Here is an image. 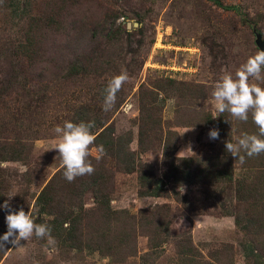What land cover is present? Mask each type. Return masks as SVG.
I'll return each mask as SVG.
<instances>
[{"label":"trees","instance_id":"16d2710c","mask_svg":"<svg viewBox=\"0 0 264 264\" xmlns=\"http://www.w3.org/2000/svg\"><path fill=\"white\" fill-rule=\"evenodd\" d=\"M21 1L0 0L1 4L4 3L3 7L0 6V12H7L4 7L8 5L12 9L11 16H24L19 8L26 7L28 0L23 6ZM211 1L238 16L246 26L244 29L250 28L254 35L253 26L256 25L264 38V14L261 7L264 0H256L259 6L256 8L259 9L256 15L252 14V8L248 4ZM61 13V8L49 7L39 13H30L27 18L22 17L21 21H24L21 23L25 24L26 28H23L21 35L18 34L17 37L9 33L10 23H0V59L11 57L15 60L11 73L0 74V205L6 200L9 201L10 189L17 188L21 193L24 190L22 181L27 183L31 180V170L18 174L4 166L10 162L27 164L32 160L33 142L38 137L32 134L30 129L33 119H29L27 109L33 108L35 101L37 112L48 115L47 111L51 105L59 103L53 110L57 116L62 115V125L65 121L94 122L91 131L96 136L89 157L95 167L94 174L68 182L61 166L44 186H36L39 192L33 205L35 209L30 213L37 223H46L51 227V235L59 249H73L79 252L94 249L101 253L102 258H108L114 264L124 263L140 253L138 238L144 235L148 238V249L141 253L139 264H155L154 260L160 257L164 245L173 237L176 239L178 264H224L223 256L215 255L214 262L205 259L201 250L194 244L190 232L172 235L174 218L169 206H150L139 213L113 207L112 200L119 187L118 174L136 175L141 197L168 195L167 188L162 187L161 178L157 176L153 166L142 159L144 154L152 152L157 145L152 142L157 141L162 145L166 185H171V194L178 195V201L183 204L189 215L200 213V210L190 204L186 194L184 199L179 197L183 193L178 191L177 186L192 187L194 192L199 189L208 199L219 204L221 202L218 198L221 196L222 199L229 200V203L224 201L227 207L231 205L233 196L237 195L245 206L246 223L242 224L243 219L237 212L227 210L226 213L234 214L237 226L253 236V239L243 244V250L231 259V264H239L238 261L240 264H264V236L260 237V234L264 233V153L253 157L245 156V161L241 163L225 149V142L228 140L235 143L236 139L245 133L258 134L251 114L248 121L239 120L244 127L237 129L232 122L236 119L229 113L218 114L220 116L213 118L215 114L198 108L199 99H204L207 95L204 91L200 92L196 88L197 85L185 84L171 77L155 78L143 82L139 87V115L136 122L138 149H132L133 131L118 133L115 123L110 121L127 100V83L117 94L116 104L111 111L105 112L102 105L108 82L116 76L112 71L120 74V45L126 41L129 47H132L135 35L128 31L126 26L116 24L114 19L112 28L106 34L104 29L95 30L81 52L73 53L69 63L58 65L51 72L56 76L62 74L60 80H55L44 71L45 69L36 70L34 57L44 55L40 46L47 38L48 30H62L64 18ZM135 17L139 22H143V17L138 12ZM142 37L143 33L136 41L138 48L144 44ZM217 43L223 44L220 40ZM256 49L259 50L258 47ZM44 61L41 60V63ZM42 68L43 66H38L39 70ZM58 90L64 91L59 93V98L66 94L67 98L49 103L51 98L46 96ZM168 98H176L177 101L180 99L177 105L184 106L183 109L186 108L191 113L195 112L196 118L186 121L182 120L181 116V123L176 120L173 128L169 125L166 135L162 123ZM45 101L47 106L41 109L40 105ZM192 123L213 125L215 129H219V138L210 143L213 147L209 153L196 152L189 156H178L180 136L176 128ZM89 194L94 197V204L90 208L86 206ZM22 198L20 195L14 197L19 205L12 210L24 208L29 211L26 207L29 204ZM7 214V210L1 207L0 235L7 231ZM4 248L6 247H0Z\"/></svg>","mask_w":264,"mask_h":264},{"label":"rangeland","instance_id":"374dc122","mask_svg":"<svg viewBox=\"0 0 264 264\" xmlns=\"http://www.w3.org/2000/svg\"><path fill=\"white\" fill-rule=\"evenodd\" d=\"M226 3L248 4L252 8V14L256 15L258 6L256 0H223ZM27 0L21 1V6ZM0 3V6H4ZM264 4V2H263ZM49 7L61 8L64 18L62 32L55 29L46 32V39L41 43L42 57H34L35 68L38 71H47L49 76L55 80H60L61 75L51 73L58 67L72 60V54L81 52L86 42L90 40L95 30L104 34L112 28L114 19L116 24L126 26L128 31L133 32V46L129 47L126 41L121 43L120 52L122 62L119 73L127 72L129 82L126 85L127 100L121 108L110 118L116 126L118 133L132 130L134 133L131 148L138 149V93L143 82H149L155 78L171 77L180 82L195 84L197 89L206 92L207 97L199 99L198 105L201 110L210 111L215 115L214 100L211 95L214 86L221 80L222 76L231 73L233 76L239 67L246 62L249 56L257 51L255 35L250 28H245V24L238 16L215 5L211 0H28V5L19 8L24 16H11L10 6L4 7L6 11L0 12V23L3 21L10 23L9 33L16 37L21 35L25 24H22V17H28L30 13H39ZM262 14H264V5ZM138 12L143 17V22L135 17ZM122 13V14H121ZM121 14V15H119ZM119 15V16H118ZM6 17L7 20H6ZM63 18L61 20H63ZM135 22L139 25L135 26ZM131 23V27H128ZM143 31H140V30ZM247 29V30H246ZM141 33H143L144 44L137 47ZM217 39V40H216ZM220 40L223 44L219 45ZM225 44V45H224ZM138 48V49H137ZM111 51H113L111 49ZM108 53L110 51H107ZM41 60H45L41 63ZM41 65L43 68L38 69ZM15 60L11 57L0 59V74H9L14 70ZM64 67V66H63ZM39 73V72H38ZM118 75L116 71H112ZM112 76H109L111 78ZM264 87V81H252ZM58 90L46 97L51 98L49 103H56L67 98V94L59 98ZM70 97V96H69ZM180 99H178L179 101ZM176 98H168L163 112V131L167 135L169 125H175V121L181 123L182 120L196 118L195 112H190L184 106L179 107ZM59 104V103H57ZM52 104L48 109V115L37 112L35 101L33 108L27 109L31 121L32 134L38 137L34 140V154L32 160L24 164L22 162L5 163L13 172L24 173L31 170V175L27 183L22 181L24 190L21 193L17 188L10 189L9 202L11 208H18L17 196L25 198L29 212H32L35 197L39 190L36 186L45 183L62 166L61 158L54 146L59 142V137L53 129L57 125L62 126V115L57 116L54 108L58 105ZM41 109H45L47 101L43 103ZM39 106V107H40ZM35 107V108H34ZM191 113V114H190ZM38 119V123H37ZM237 129H243L244 125L239 120L232 121ZM215 129L213 125L193 124L178 126L180 147L178 156H189L196 152L209 153L216 139H211L209 133ZM38 130V132H36ZM241 133V130H240ZM152 152L143 155L145 163L151 164L161 178V185L167 188L168 195L162 197H141L138 193L139 185L136 175L118 174L119 187L115 193L112 205L115 209H128L132 213H139L142 209L150 206L167 205L170 207L171 215L174 218L172 235L176 236L181 232H190L196 247L201 250L205 259L214 262V256H223L224 264H231V259L237 257L243 250V244L252 240L253 236L242 231L236 224L234 214L227 215V210L237 212L242 217V224H245V206L236 197L230 206H225L224 201L218 199L221 204L208 199L204 193L187 186H177L182 192L180 198L185 194L190 200V204L197 207L200 213L189 215L183 204L178 201V195H172L173 188L166 185L164 171L166 165L162 145L157 141ZM20 174V178H21ZM20 180V179H19ZM26 180V179H25ZM31 181V182H30ZM38 190V191H37ZM22 198V200H23ZM86 206L92 207L94 197L89 194L86 199ZM1 208V207H0ZM6 220V219H5ZM6 222V221H5ZM180 232V233H179ZM264 233L260 234V237ZM175 238L171 237L163 247V251L155 264H178V253ZM140 253L135 257H130L127 262L117 264H139L140 255L148 249V238L141 235L138 238ZM0 249V264H114L108 258H102L98 250L87 249L79 252L73 249H59L50 245L46 239H39L33 235L27 241H22L19 245H7ZM213 256V257H212ZM156 258V257H155ZM240 264L241 262L238 261ZM223 264V263H222Z\"/></svg>","mask_w":264,"mask_h":264},{"label":"clouds","instance_id":"9594fccd","mask_svg":"<svg viewBox=\"0 0 264 264\" xmlns=\"http://www.w3.org/2000/svg\"><path fill=\"white\" fill-rule=\"evenodd\" d=\"M252 81H264V50L257 51L248 57L233 76L231 73L222 76L214 86L211 93L214 100V108L217 113H229L236 120L248 121L249 114L258 128V134L245 133L236 139V142L228 140L225 149L241 163L245 156L253 157L264 153V87ZM129 82L127 72H121L114 76L105 89L102 108L105 112L111 111L116 104L117 94L123 86ZM220 115H216V118ZM94 122L65 121L63 125H57L53 131L59 137V142L54 150L59 153L63 175L68 182L84 175H92L95 167L89 157L90 148L95 143L96 136L91 129ZM211 139L219 138V129H212L209 133ZM243 153V154H242ZM11 198V197H9ZM3 209L6 215L7 231L0 235V247L9 244L19 245L35 235L36 238L46 239L50 245L55 244L51 227L46 223H37L29 211L20 208L12 210L11 204L6 200Z\"/></svg>","mask_w":264,"mask_h":264},{"label":"water","instance_id":"95a60500","mask_svg":"<svg viewBox=\"0 0 264 264\" xmlns=\"http://www.w3.org/2000/svg\"><path fill=\"white\" fill-rule=\"evenodd\" d=\"M139 23L135 22V26H138ZM128 27H131V23H128ZM254 27V33H255V42L257 44V47L259 48V50H264V38L261 32L258 31L256 25L253 26Z\"/></svg>","mask_w":264,"mask_h":264}]
</instances>
